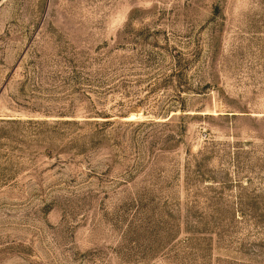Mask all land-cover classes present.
Wrapping results in <instances>:
<instances>
[{"label": "rangeland", "instance_id": "1", "mask_svg": "<svg viewBox=\"0 0 264 264\" xmlns=\"http://www.w3.org/2000/svg\"><path fill=\"white\" fill-rule=\"evenodd\" d=\"M0 264H264V0H0Z\"/></svg>", "mask_w": 264, "mask_h": 264}]
</instances>
